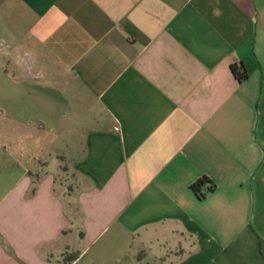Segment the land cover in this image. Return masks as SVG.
<instances>
[{
	"label": "crops",
	"instance_id": "0c3cea01",
	"mask_svg": "<svg viewBox=\"0 0 264 264\" xmlns=\"http://www.w3.org/2000/svg\"><path fill=\"white\" fill-rule=\"evenodd\" d=\"M0 264H264V0H0Z\"/></svg>",
	"mask_w": 264,
	"mask_h": 264
},
{
	"label": "trees",
	"instance_id": "16d2710c",
	"mask_svg": "<svg viewBox=\"0 0 264 264\" xmlns=\"http://www.w3.org/2000/svg\"><path fill=\"white\" fill-rule=\"evenodd\" d=\"M232 71L234 72L235 76L239 81H243L248 78V72L245 66L242 64H233ZM209 183H212L211 180L207 176H203L198 181L192 184V189L200 198H204L206 195L204 190L207 189L211 191L214 187V184H212V186L210 185L209 187H206V185Z\"/></svg>",
	"mask_w": 264,
	"mask_h": 264
},
{
	"label": "rangeland",
	"instance_id": "374dc122",
	"mask_svg": "<svg viewBox=\"0 0 264 264\" xmlns=\"http://www.w3.org/2000/svg\"><path fill=\"white\" fill-rule=\"evenodd\" d=\"M70 174L65 173L62 178L68 177ZM141 253V252H140Z\"/></svg>",
	"mask_w": 264,
	"mask_h": 264
}]
</instances>
